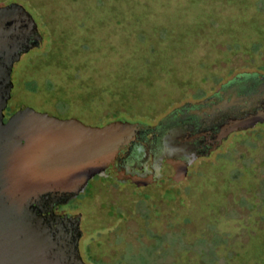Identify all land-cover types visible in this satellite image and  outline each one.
<instances>
[{"label": "rangeland", "instance_id": "1", "mask_svg": "<svg viewBox=\"0 0 264 264\" xmlns=\"http://www.w3.org/2000/svg\"><path fill=\"white\" fill-rule=\"evenodd\" d=\"M10 4L43 40L13 65L6 116L28 106L155 126L236 75L264 73V0H0ZM157 173L142 186L96 176L57 208L81 215L85 264H264L263 128Z\"/></svg>", "mask_w": 264, "mask_h": 264}, {"label": "water", "instance_id": "2", "mask_svg": "<svg viewBox=\"0 0 264 264\" xmlns=\"http://www.w3.org/2000/svg\"><path fill=\"white\" fill-rule=\"evenodd\" d=\"M41 42L23 7H0V264H85L79 252L81 215H58L55 208L77 198L96 176L137 186L151 183L152 177L137 181L123 169L145 126L128 121L89 126L28 106L4 123L11 68ZM254 124L235 125L224 137ZM166 163L173 171L188 166Z\"/></svg>", "mask_w": 264, "mask_h": 264}, {"label": "flooded vegetation", "instance_id": "3", "mask_svg": "<svg viewBox=\"0 0 264 264\" xmlns=\"http://www.w3.org/2000/svg\"><path fill=\"white\" fill-rule=\"evenodd\" d=\"M6 107L2 110L4 123L11 116L4 114ZM251 122L255 123L252 127L224 137L235 125ZM256 126L264 129V73L236 75L212 94L175 108L154 128L142 129L123 169L126 175L137 177V181L152 177L155 184L159 180L157 170L167 168L172 171L166 160L191 165L212 154L231 134L246 132ZM57 208L56 214L71 215L58 213Z\"/></svg>", "mask_w": 264, "mask_h": 264}, {"label": "trees", "instance_id": "4", "mask_svg": "<svg viewBox=\"0 0 264 264\" xmlns=\"http://www.w3.org/2000/svg\"><path fill=\"white\" fill-rule=\"evenodd\" d=\"M41 35V34H40ZM42 36V35H41ZM42 40H43V37H42ZM41 45H42V42H41V44H40V46L39 47H37L36 49H39L40 47H41ZM257 47V46H256ZM35 49V48H34ZM13 85V84H12ZM123 95H120V97H122ZM125 97V96H124ZM172 112V111H171ZM171 112L169 113V114H171ZM169 114H167L165 117H163L160 121H159V123H161L163 120H165V118H167V116L169 115ZM112 121H123V120H111L110 122H112ZM137 123H139V124H141V125H143V126H145V128H154L153 126H149V125H147V124H144V123H140V122H137ZM148 259V258H147ZM149 260V259H148ZM97 261H99V260H97ZM137 260H135V262H132V263H129V264H138V262H136ZM101 262V261H100ZM101 263H103V264H108V263H105V262H101ZM95 264H97L96 262H95ZM112 264V263H111ZM117 264H123V259H120V261L119 260H117ZM142 264H144V263H142ZM145 264H149V261H148V263H145ZM151 264V263H150Z\"/></svg>", "mask_w": 264, "mask_h": 264}]
</instances>
